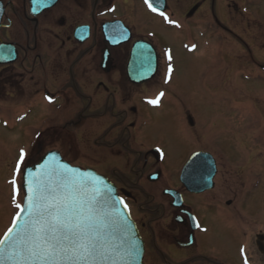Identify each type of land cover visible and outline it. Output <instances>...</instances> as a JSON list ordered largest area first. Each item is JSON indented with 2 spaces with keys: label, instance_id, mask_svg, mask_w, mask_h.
<instances>
[{
  "label": "flooded vegetation",
  "instance_id": "1",
  "mask_svg": "<svg viewBox=\"0 0 264 264\" xmlns=\"http://www.w3.org/2000/svg\"><path fill=\"white\" fill-rule=\"evenodd\" d=\"M176 2L182 13L172 8L170 0H165L163 12L175 20L182 18L185 26L199 11L204 13L200 16V20L206 19L204 25L208 23L216 35L232 36L241 45L247 56L246 69H259L261 74L257 76L264 86V0ZM120 4L131 15L145 12L142 0H0V47L15 54L14 61L0 63V144L6 146L14 118L19 120L23 114L16 123L21 130L30 129L25 133L33 138L30 146L24 147L28 153L34 149H61L63 126L68 124L61 122L62 115L67 116L61 111V103L76 102L72 106L76 115L78 99L86 98L87 156L91 162L105 165L104 174L125 200L143 240L144 264H264V149L258 147L259 128L255 132L253 127V103L246 105L252 126L250 122L241 142L234 136L237 131L231 134L235 143L229 145L232 158L225 162H231L232 167L228 168L205 148L202 119L207 115L198 107V101H183L178 118L186 131V147L178 160L180 170L168 178L162 148L142 142V135L147 133L141 127L147 122L141 120L145 110H156L149 127L163 137L169 136L163 117L166 110H162L167 92L154 88L170 81L163 79L161 53L154 40L135 32L127 13L119 10ZM117 11L123 17L117 16ZM147 15L150 20L155 18ZM103 27L107 33L122 27L128 39L111 44L105 39ZM137 40L151 42L156 51L155 74L141 83L131 82L126 74L130 48ZM104 51L108 59L103 65ZM86 69H98L104 76L111 72L115 78L97 80L95 85L82 84L84 92L80 93L78 78L83 83L86 74L79 70ZM246 77L247 81L253 80L251 73ZM95 87L102 88L103 93L97 104L91 93ZM153 89V95L143 94ZM156 96L160 98L158 107L149 103ZM261 115L264 138V106ZM38 120L41 124L34 126ZM189 133L198 144L191 150L187 148ZM65 135L74 144L79 138L73 130ZM216 148L221 149L219 138L213 143ZM255 148L261 150L258 155L251 153ZM206 151L214 159L211 187L193 191L184 182L183 170L189 167L193 153ZM202 164L192 165L188 173L205 172ZM223 175L234 183L228 191L233 197L226 200L214 193L216 180ZM239 236L244 239L238 241Z\"/></svg>",
  "mask_w": 264,
  "mask_h": 264
},
{
  "label": "rangeland",
  "instance_id": "2",
  "mask_svg": "<svg viewBox=\"0 0 264 264\" xmlns=\"http://www.w3.org/2000/svg\"><path fill=\"white\" fill-rule=\"evenodd\" d=\"M170 4L177 13H182V8L180 5H177L176 0H170ZM119 10L127 13L126 17L135 27L137 34H146L152 37L156 48L161 51L162 73H164L166 62L163 60L162 52H164L163 50L170 52L168 59L172 70L168 77L170 82L167 84L161 82L154 88L164 89L167 92L162 110H166V114L163 117L167 121L166 132L169 133V136L164 135L163 137L155 131L154 127H149L151 117L152 119L154 118L156 110L154 112L145 110V115L141 120L147 122L146 126L141 127L147 133L145 136L141 134L143 137L142 142L149 147L158 145L162 148L165 153L166 162V170L164 171L168 178H170V174H174V172L176 174L180 170L179 166L181 162L178 160L181 158V155L183 156L182 151L186 147V131L178 118L183 108V101L185 100L198 101V107L207 115L202 119V128L207 142L205 148L213 153L223 166L226 164L228 168L232 167L231 162H225V160L232 158V151L229 150L230 143H235L233 135H231L232 132L237 131V134H234V136L238 137L237 142H241L240 139L245 136V130L247 126H250V122L252 126L251 117L248 115L249 105L246 106L247 103H253V127L255 132L259 128L257 137L260 138V143L258 147L264 149V146L262 147L261 145L264 141L261 115V109L264 106V98H262L264 96V86L263 82L261 83V78L257 76L261 72L259 69H254V72L246 69L248 68L247 64H245V58H247L246 52L232 36L222 35L220 37L216 35L215 31L209 29L208 23L204 25L203 21L206 19L200 20L201 14H204H200V11L196 14L195 18L189 21L185 20L189 23L187 26L182 22V18L179 20L177 16L179 25L172 27L171 25L162 23L160 19L154 18V20H150L143 10L131 15L127 10H122L121 4L119 5ZM121 11H117L116 15L123 17ZM204 26H208V28L206 29ZM238 30L240 31V27H238ZM241 36L245 38V34H241ZM254 54H262V51H255ZM81 71L86 74V77L83 76V79H85L83 83L80 82L82 79L77 77L79 80L77 89L80 93L84 92L83 87H81L82 84L89 85L92 83L95 85L97 80L115 78V75L112 76L111 72L104 76L98 69L79 70V73ZM250 73L253 80L247 81L246 75L249 76ZM106 84L109 87L111 86L110 83ZM154 89L153 91L143 92V94L153 95ZM91 93L94 103L97 104L100 96L103 94L102 88L96 89L95 87ZM83 100L78 99V113L76 115L74 114L75 109L72 108L76 102L61 103L62 113L67 114L66 118L62 115L64 119L61 122H67L68 124L66 127L63 126L62 148L57 149V151L65 160L73 165H78L82 168L91 167L99 173L104 174L105 165L101 161L91 162L85 149L86 134L84 132L87 119L84 107L87 102L86 98ZM71 120H73L72 123H69ZM40 124L41 122L38 120L34 123V126ZM24 130L17 127L15 121L13 131L10 135L6 136V146L0 144V234L4 232L3 230L8 225L10 215L17 208L18 204V202H11L10 185L7 184L9 177L15 178L12 175V169L17 150L29 147L33 141L32 137L25 134L30 129L24 128ZM72 130L79 137L76 139L77 145L76 142L75 144L73 143L70 137L64 136V133L71 132ZM188 137V150L196 148L198 144L190 133ZM215 138L220 139V150L218 148L213 149ZM242 142H245V140H242ZM45 151L47 150H30L28 157L29 164L35 162V157H39ZM260 151V149L255 148L251 153L258 155L257 153ZM245 152L243 151L242 156H244ZM259 158H261L260 155ZM15 182L16 184L14 183L15 187L13 188L14 198L20 202L22 191L19 187V175L15 178ZM233 186L234 183L228 179V175L220 176L216 180L214 193L218 196L220 194L221 200L230 199L233 195L228 191H231ZM261 197L263 198V196ZM256 207L257 205L253 208ZM243 239L240 236L237 238L238 241Z\"/></svg>",
  "mask_w": 264,
  "mask_h": 264
},
{
  "label": "water",
  "instance_id": "3",
  "mask_svg": "<svg viewBox=\"0 0 264 264\" xmlns=\"http://www.w3.org/2000/svg\"><path fill=\"white\" fill-rule=\"evenodd\" d=\"M147 3L159 6L156 5L158 0H148ZM193 10L194 8L191 12ZM14 59L15 54L9 48H0L1 63L12 62ZM155 61L156 57L152 46L147 42H137L131 50L127 69L128 77L133 81H143L149 78L155 70ZM198 161L203 162L202 165L206 168L203 174H208V176H199L202 175V170L196 172L197 176H194L191 171L188 173L189 168ZM212 161L213 159L208 153H196L192 157L188 164L189 167H186L184 171V182L186 180L185 183L189 189L198 191L211 186L214 170ZM68 177L85 181L89 189L98 188L100 190V195L92 204V211L89 212L87 206L81 210L82 224L90 230V233H99L104 245L103 256L95 262L89 261V264H143V241L127 208L118 196L115 186L92 169L81 170L69 165L57 151H48L37 164L24 170L23 211L20 209V216L14 217L16 228L9 235L15 236L17 229L24 223L27 217L28 198L32 195L30 190L38 181L54 189L58 200H63L65 196L74 192L71 185L65 186L64 184ZM90 196L91 192L87 196H82L81 200L88 201ZM104 220L108 221V227H103ZM11 227H13V223ZM3 247L5 251L0 253V264H40L39 261L25 256L22 251L23 245L10 248L8 244H5ZM60 264H68V262L61 260Z\"/></svg>",
  "mask_w": 264,
  "mask_h": 264
},
{
  "label": "snow or ice",
  "instance_id": "4",
  "mask_svg": "<svg viewBox=\"0 0 264 264\" xmlns=\"http://www.w3.org/2000/svg\"><path fill=\"white\" fill-rule=\"evenodd\" d=\"M149 7L152 5L149 4ZM152 10L156 11L155 8ZM20 159H24L23 150ZM64 184L71 185L74 192L63 200H58L54 189L39 181L35 184L30 190L32 195L28 198L24 223L17 229L15 236H10L16 228V220H13V227L0 239V253L5 251V244L10 248L23 245L25 256L39 261L40 264H60L61 260L67 261L68 264H89V261L95 262L103 256L104 245L100 234L90 233L81 222V210L87 206L89 212L92 211V204L100 195V190L89 189L85 181L75 177L66 178ZM89 192L90 199L82 201L81 197L87 196ZM17 208L23 211L21 205L17 204ZM16 216L18 218L20 213ZM103 227H108L107 220L103 221Z\"/></svg>",
  "mask_w": 264,
  "mask_h": 264
},
{
  "label": "bare ground",
  "instance_id": "5",
  "mask_svg": "<svg viewBox=\"0 0 264 264\" xmlns=\"http://www.w3.org/2000/svg\"><path fill=\"white\" fill-rule=\"evenodd\" d=\"M6 216L4 217V220H5Z\"/></svg>",
  "mask_w": 264,
  "mask_h": 264
}]
</instances>
